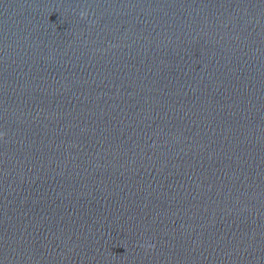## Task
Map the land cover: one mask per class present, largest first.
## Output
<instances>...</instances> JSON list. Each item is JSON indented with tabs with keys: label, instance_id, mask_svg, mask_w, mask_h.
Returning a JSON list of instances; mask_svg holds the SVG:
<instances>
[{
	"label": "water",
	"instance_id": "1",
	"mask_svg": "<svg viewBox=\"0 0 264 264\" xmlns=\"http://www.w3.org/2000/svg\"><path fill=\"white\" fill-rule=\"evenodd\" d=\"M0 133V264H264V0H0Z\"/></svg>",
	"mask_w": 264,
	"mask_h": 264
},
{
	"label": "clouds",
	"instance_id": "2",
	"mask_svg": "<svg viewBox=\"0 0 264 264\" xmlns=\"http://www.w3.org/2000/svg\"><path fill=\"white\" fill-rule=\"evenodd\" d=\"M80 15H81L82 17H87V16L89 15V13H88L87 11H82V12L80 13ZM3 136H4V133H0V138H3ZM147 247L154 248L155 245H154V244H149V245H147Z\"/></svg>",
	"mask_w": 264,
	"mask_h": 264
}]
</instances>
